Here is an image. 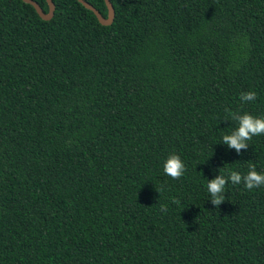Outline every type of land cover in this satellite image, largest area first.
I'll list each match as a JSON object with an SVG mask.
<instances>
[{
  "label": "trees",
  "instance_id": "1",
  "mask_svg": "<svg viewBox=\"0 0 264 264\" xmlns=\"http://www.w3.org/2000/svg\"><path fill=\"white\" fill-rule=\"evenodd\" d=\"M53 1L0 0V264H264V186L206 188L264 174L220 143L264 117V0Z\"/></svg>",
  "mask_w": 264,
  "mask_h": 264
},
{
  "label": "clouds",
  "instance_id": "2",
  "mask_svg": "<svg viewBox=\"0 0 264 264\" xmlns=\"http://www.w3.org/2000/svg\"><path fill=\"white\" fill-rule=\"evenodd\" d=\"M256 98L255 92H246L240 95L241 101L250 102ZM231 119L237 122V127L231 134H225L220 143L227 145L228 148L234 149L238 154L242 149H247V143L253 136L264 135V117H254L250 114L232 113ZM163 173L170 178L180 179L185 173V165L176 154L169 155L162 165ZM239 185L243 183L247 190L264 186V174L258 173L254 166H250L246 174L241 175L236 171H229L227 176L223 174L217 175L215 178L208 180L206 188L210 194V202L213 206L221 205L226 197L225 186L227 183ZM162 211H166V206H161Z\"/></svg>",
  "mask_w": 264,
  "mask_h": 264
},
{
  "label": "water",
  "instance_id": "3",
  "mask_svg": "<svg viewBox=\"0 0 264 264\" xmlns=\"http://www.w3.org/2000/svg\"><path fill=\"white\" fill-rule=\"evenodd\" d=\"M26 3L31 4L35 11L37 12V14L44 20H49L53 17L54 15V11H55V3L53 0H46L47 4H48V10L44 11L43 8L38 4V2H36L35 0H23ZM84 7H86L87 9L91 10L94 12V14L96 15L98 21L100 24L102 25H110L113 20H114V16H115V10L114 7L111 3L110 0H104L106 7H107V15L103 16L101 14V12L95 8L91 3H89L86 0H78Z\"/></svg>",
  "mask_w": 264,
  "mask_h": 264
}]
</instances>
